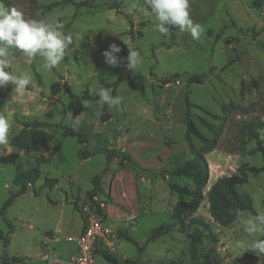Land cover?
Returning <instances> with one entry per match:
<instances>
[{
  "label": "rangeland",
  "instance_id": "rangeland-1",
  "mask_svg": "<svg viewBox=\"0 0 264 264\" xmlns=\"http://www.w3.org/2000/svg\"><path fill=\"white\" fill-rule=\"evenodd\" d=\"M9 1L26 19L58 21L64 34L72 37V43L63 61L51 71L43 67L40 57L34 58L31 67L22 53L12 56L8 70L31 78L22 98L12 93V85L0 87V113L10 117L9 142L0 145V156L18 155L11 163H0V232L8 240L4 246L0 239V263L7 256L22 259V264H51L43 260L46 253L61 262L69 259L73 246L67 238L81 231L90 213L99 210L108 225V207H116L108 196L109 186L122 169L129 171L136 181L142 176L154 181L147 213L140 212L134 223L130 222L132 225L121 223L119 227L117 222H109L112 232L117 229L113 257L127 258L134 264H264V255L243 252L236 246L264 239V233L248 234L243 225L250 215L264 212V172L247 173V183L239 187V192L251 197L252 210L238 213L226 227L210 217L205 196L217 178L238 174L242 123H264V0H188L190 18L203 28L199 40L179 30H171L172 38L160 34L155 18L145 12L144 0H39L35 5L30 0ZM129 40L142 57L135 69L127 67ZM113 43L121 48L117 54L120 63L115 67L108 65L103 56ZM194 75L200 77V82L188 83V77ZM128 80L142 84L143 88L131 87ZM55 83L61 87L66 83L70 94L63 88L52 94L50 88ZM98 85H114L116 96L122 98V110L99 100L84 101L85 110L77 115L75 126L86 139L85 144H80L76 137L63 135L64 129L71 127L67 113L71 112L73 117L82 92H92ZM186 97L191 119L204 137H213L209 125L221 128L215 148L204 154L210 179L193 215L210 223L211 234L203 235L194 259L189 240L192 228L176 225L162 236L153 234L161 224L169 228L173 223L179 198L170 191L169 183L192 187L190 180L170 174L193 156L185 139ZM34 119L46 125L43 130L48 138L41 149L20 151L12 147L10 139L22 128L21 123ZM135 126L156 133L158 140L149 138L150 143L169 152L164 168L159 169L163 179L157 175L159 171L140 165L131 153L122 150L124 137ZM190 138L198 150L201 143L193 136ZM260 141L264 147V133H260ZM255 147L253 140L245 145L247 151ZM107 149L122 151L153 172L136 171L121 158L107 160ZM80 151L87 152L88 158L82 159ZM154 151L150 148L151 159ZM244 160L253 167L262 164L257 152L245 155ZM34 167L39 169L40 178L3 210L11 192L18 190L12 184L13 178ZM98 175L95 185L93 180ZM46 179L56 183L48 186ZM136 198L137 209L143 199L137 182ZM183 217L187 223L188 215ZM96 262L108 264L101 255L96 256Z\"/></svg>",
  "mask_w": 264,
  "mask_h": 264
},
{
  "label": "trees",
  "instance_id": "trees-1",
  "mask_svg": "<svg viewBox=\"0 0 264 264\" xmlns=\"http://www.w3.org/2000/svg\"><path fill=\"white\" fill-rule=\"evenodd\" d=\"M39 0H30L32 5H35ZM0 3L4 4L6 9L13 8V4L9 0H0ZM170 27V38L171 30L178 31V28ZM141 36V33H138ZM11 56L16 57L21 53L16 49H11ZM31 67L33 65L31 64ZM36 74V73H35ZM37 79L39 76L36 74ZM188 83L200 82L199 76H190L187 79ZM128 84L135 88L141 90L143 88L142 84H134L128 80ZM70 94V88L66 83H63L62 87L55 83L51 86L50 90L52 94H57L61 90ZM107 88L112 90V95L115 97L114 85H110ZM96 90V89H95ZM86 100H99V97L94 95V91L89 92L85 90L78 98L76 109L73 113V119L75 116L83 112L85 109L83 107V102ZM186 112L184 115L183 122L186 127L185 139L188 141L189 148L192 152V158L186 160L182 164H178L173 170L170 171L171 175L184 177L192 182V187L187 185H179L176 183H169V189L172 193L176 194L179 198V203L176 208V212L172 215L173 223L172 226L167 227V224H161L153 230V234L162 236L165 232H168L170 228L175 227H190L192 231L189 236L190 240V252L192 253V258L194 259V251L197 246L201 243L204 234H211V225L202 216H193L203 200V189L207 186L209 181V170L207 161L204 158L205 153L212 151L216 144L217 139L220 136L221 128L209 125L210 131L213 134L212 138L204 137L199 130L194 125L191 119V113L189 111L190 104L186 97ZM204 110L203 108H200ZM22 128L17 134H15L10 139V145L17 150H31L39 151L43 146L44 141L48 138V134L43 130L46 127L44 122L39 120L24 121L21 123ZM260 133H264V123L259 120L245 121L239 128V167L237 169V175L217 178L214 183L209 187L205 196L208 202V213L215 223L222 227H226L232 224L238 215L242 211L252 210V200L251 197L246 193L239 192V187L247 183V173L259 174L264 172V147L260 141ZM64 136L76 137L80 144H85L86 139L84 135L78 133L75 127L71 125L69 128H65L63 131ZM190 136L195 137L200 143L201 147L196 150L191 142ZM254 141L256 143L255 149L247 151L245 145L247 142ZM260 153L262 164L260 167L249 166L244 160L245 155H251L254 153ZM80 157L82 159L88 158L89 154L85 151H80ZM111 157L121 158L123 161H127L129 165L133 167L136 171L153 172L151 169H146L138 165L129 155L122 151H116L114 149L106 150V158L109 160ZM18 158L17 154L11 153L8 156H0L1 164H8L13 162ZM40 171L37 167L28 169L26 171L17 174L13 180V186L17 187L16 192H11L8 200L3 205V210H5L12 201L23 195L29 186H33L37 180L40 178ZM158 175V174H157ZM99 181V175L93 180L96 185ZM45 183L48 186H53L56 180L46 179ZM109 196V195H108ZM262 208L264 211V200L262 202ZM99 212V210H96ZM187 214L189 219L187 223H184L183 215ZM0 239L3 241L4 246L7 245V238L0 232ZM262 239V238H261ZM127 241L134 244L138 251L141 252L142 248L137 245V243L130 237L126 238ZM104 260L108 264H134L133 261L129 259L118 260L113 256L106 253H102ZM264 259V258H263ZM22 259L16 257L4 256L1 259L0 264H22Z\"/></svg>",
  "mask_w": 264,
  "mask_h": 264
},
{
  "label": "clouds",
  "instance_id": "clouds-1",
  "mask_svg": "<svg viewBox=\"0 0 264 264\" xmlns=\"http://www.w3.org/2000/svg\"><path fill=\"white\" fill-rule=\"evenodd\" d=\"M145 12L153 16L157 21L156 30L164 35H170V27L178 28L180 32H187L193 40H199L203 28L200 24H194L190 18L188 0H144ZM136 7L135 4L132 5ZM63 25L55 20L38 17L26 19L24 14L16 8L6 9L0 3V87L12 85V93L17 98H22L31 78L28 75L18 76L8 69L11 67V49H16L26 57V62L31 64L36 57L43 60V67L51 71L64 59L66 49L72 43V37L65 35ZM128 56L127 67L135 69L142 57L129 40L127 43ZM121 48L115 43L110 44L103 52L105 62L110 66H118L120 58L118 53ZM110 88L98 85L94 95L99 97L101 104H107L110 108L122 110V98L113 96ZM67 119L73 127L76 126L78 116L73 119L72 113H67ZM10 129V117L0 113V145L7 144ZM244 229L248 234L264 233V212L252 216L243 221ZM238 248L252 251L255 255H264V239H255L247 244L238 243Z\"/></svg>",
  "mask_w": 264,
  "mask_h": 264
},
{
  "label": "crops",
  "instance_id": "crops-1",
  "mask_svg": "<svg viewBox=\"0 0 264 264\" xmlns=\"http://www.w3.org/2000/svg\"><path fill=\"white\" fill-rule=\"evenodd\" d=\"M148 130L149 128H142L139 126L132 127L130 129V132L125 137L123 136L124 146L122 150L131 153L134 160L140 165L153 168L159 171V169L164 168V161L170 154L164 147L162 149L156 148L154 142L150 143L151 139L149 138H156V140H158V136L156 133L150 134ZM142 144L145 148L141 146ZM150 148H152V150L155 149V151H157H154V160L149 157L150 154H153V152L150 153ZM157 157H159V159L161 158V161H158L156 159ZM153 181L154 180H151L146 176H142L138 178V181H136L129 171L122 169L118 170L111 181L108 191L112 204L116 206L108 207V225L110 221L117 222L119 227L121 223L132 225L130 222L134 223V221L140 216V212L142 213V215L147 213L149 211V205L151 203L150 199L152 195L150 191ZM136 182L138 183V191L143 196V199L140 200V202L138 203L139 206L137 207V209ZM104 183L105 177L102 179V184ZM133 205L135 207H133ZM123 211L126 213H124ZM116 231L117 229L114 232ZM72 246L73 249L71 250V255L75 252V245L73 243Z\"/></svg>",
  "mask_w": 264,
  "mask_h": 264
},
{
  "label": "built area",
  "instance_id": "built-area-1",
  "mask_svg": "<svg viewBox=\"0 0 264 264\" xmlns=\"http://www.w3.org/2000/svg\"><path fill=\"white\" fill-rule=\"evenodd\" d=\"M115 241V233L95 210L88 215L80 233L67 238V242L75 245V252L69 259L61 262L60 259L51 258L46 253L43 260L51 264H97V255L103 258L102 253L112 256L116 252Z\"/></svg>",
  "mask_w": 264,
  "mask_h": 264
},
{
  "label": "water",
  "instance_id": "water-1",
  "mask_svg": "<svg viewBox=\"0 0 264 264\" xmlns=\"http://www.w3.org/2000/svg\"><path fill=\"white\" fill-rule=\"evenodd\" d=\"M158 175L163 179L164 176H163V171L162 170L159 171Z\"/></svg>",
  "mask_w": 264,
  "mask_h": 264
}]
</instances>
